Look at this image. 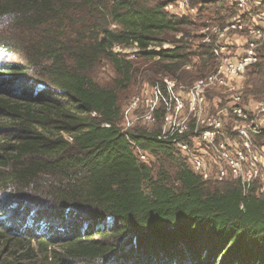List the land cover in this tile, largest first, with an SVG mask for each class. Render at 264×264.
<instances>
[{"label": "trees", "instance_id": "16d2710c", "mask_svg": "<svg viewBox=\"0 0 264 264\" xmlns=\"http://www.w3.org/2000/svg\"><path fill=\"white\" fill-rule=\"evenodd\" d=\"M166 3L0 0V21L40 41L32 52L12 45L25 53L24 71L38 78L24 87L29 95L0 98L5 129L13 133L10 143L0 141V191H18L20 220L0 239L30 244L6 264H24L33 243L44 264H264V195L253 188L245 196L237 180H204L177 154L178 135L124 131L116 90L89 76L107 59L123 83L132 79L134 64L116 47L134 48V57L163 65L173 78L181 68L189 81L212 72L209 48L190 51L184 40L162 47L163 36L191 23L171 17ZM213 10L217 2L204 0L201 16ZM197 65L203 73L194 76ZM0 71L10 77L17 70ZM244 96L264 100V62L250 69ZM139 152L174 164V174L164 165L156 173Z\"/></svg>", "mask_w": 264, "mask_h": 264}, {"label": "rangeland", "instance_id": "374dc122", "mask_svg": "<svg viewBox=\"0 0 264 264\" xmlns=\"http://www.w3.org/2000/svg\"><path fill=\"white\" fill-rule=\"evenodd\" d=\"M219 21V16L213 13L205 14L197 23H190L187 26L181 27L179 32H171L162 37L163 48L180 46L178 42L184 40V46L187 50L193 51L192 46L194 41H190L194 34L199 32L208 20ZM110 29L117 30L115 24H111ZM8 39V40H7ZM39 36L36 33H31L26 29H15L9 22L0 21V68L1 70L14 69L13 76L4 77L0 75V98H13L28 96L25 86L32 85L38 82L37 76L30 71L27 73V64L24 60V52L14 51L13 46H17L20 50L29 49L32 52L33 47L39 45ZM10 45V47H6ZM6 47V48H5ZM156 47H153L154 50ZM115 51L122 57L131 60L135 67V73L129 82L123 83V77L119 75L113 63L107 59H101L89 72V76L96 83L105 88L116 90L119 96V103L122 108V118L120 126L124 131H131L135 128H144L149 131L158 130L162 128L163 131H168L171 127L180 126L186 131V140L188 149L182 150L176 147L177 154L188 165L192 166L191 159L202 158L210 170V180L219 183L217 177L216 161L219 160V145L224 144L228 149L235 147L239 143L237 138V131L235 130V122L232 114L225 110L226 99L223 104L219 106V92H209L206 95V102L203 104V111L201 114L192 111L187 99V91L196 81V77L192 80H186V73L183 68L175 70V78L173 74L167 71L163 65H154L140 57H134L136 52L134 48H120L116 47ZM166 64V63H165ZM194 71V76L199 75L201 68L199 65ZM200 68V69H199ZM204 69V68H203ZM214 70V68H213ZM23 71V72H21ZM204 71L210 72L211 69ZM1 72V71H0ZM192 75L191 73H188ZM151 79H157L159 83L173 82L175 87L173 92H169V97L163 91L158 96V104L154 108L152 120L146 117L152 111L147 103V99L155 100L153 96V89L159 88L160 84L153 83ZM42 85H39V89ZM134 97H139L141 102L139 107L132 112L131 116H127V109ZM174 97L180 99L184 106L180 110L174 107ZM245 99H248V97ZM171 109H168L165 102H172ZM247 101V100H246ZM157 113V114H156ZM156 114V115H155ZM164 114L165 116H162ZM4 115L0 111V141L10 143V138L13 136L12 131H6L7 124ZM219 119L222 121V126L219 128L217 123ZM9 125V124H8ZM196 126L198 127L197 130ZM209 130L210 133H205ZM146 156V162L154 168L155 172L161 170L164 165L166 171L171 175L174 174V164L161 163L155 157ZM219 164V162H218ZM228 181H232L231 179ZM226 182V181H224ZM18 191L13 192L11 189L0 191V233H4L8 226L18 224L19 214L15 215L16 207L18 206V199H15ZM23 207H21L22 209ZM21 216L27 215L26 211L22 209ZM31 219H28L27 224L31 225ZM34 231H37L34 229ZM38 232V231H37ZM11 236V235H10ZM9 236V237H10ZM1 238V237H0ZM25 247V249H23ZM30 244L25 241L22 245L14 246V242L8 243L5 239H0V264L7 262H17L20 255H25ZM34 252L30 254L31 258L26 259L24 264H44L45 256L39 250L36 243L32 244ZM17 252H19L17 254ZM16 257V258H15Z\"/></svg>", "mask_w": 264, "mask_h": 264}, {"label": "built area", "instance_id": "2783aa9c", "mask_svg": "<svg viewBox=\"0 0 264 264\" xmlns=\"http://www.w3.org/2000/svg\"><path fill=\"white\" fill-rule=\"evenodd\" d=\"M209 1V0H205ZM218 4V10L205 12L218 16L219 21L208 20L202 29L195 33L190 41H194V50L209 48L214 62V70L200 76L187 91V99L191 110L201 114L206 95L209 92H219V106L226 99L225 110L232 114L239 143L227 148L219 145V164L217 177L219 183L237 180L243 187L244 195L255 188L264 195V100L245 99L246 78L251 68L264 62V0H210ZM204 0H167L166 12L182 20L197 23L202 19L201 12ZM163 47V46H162ZM153 48V47H152ZM152 48L150 50H152ZM174 49V47H169ZM156 47L153 51H160ZM136 51V50H135ZM198 59L194 60L196 63ZM186 71H192L193 65H186ZM169 92H173L175 84L166 81ZM155 100L147 99L151 112L147 115L152 120L154 108L158 104L159 88L153 89ZM174 108L178 111L184 104L174 97ZM247 100V101H246ZM172 101V100H171ZM140 98L134 97L127 109V116L140 105ZM171 109L172 102H165ZM157 114V113H156ZM155 114V115H156ZM217 126L221 128L219 119ZM197 126L195 129L197 130ZM178 135L175 147L188 149L186 131L180 126L163 131L166 135ZM205 133H210L209 130ZM180 151V150H179ZM181 152V151H180ZM140 158L146 162V156L139 152ZM192 170L204 180H210V170L202 158L191 159Z\"/></svg>", "mask_w": 264, "mask_h": 264}]
</instances>
